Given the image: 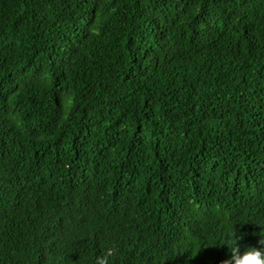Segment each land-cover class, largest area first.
I'll list each match as a JSON object with an SVG mask.
<instances>
[{
    "label": "trees",
    "instance_id": "obj_1",
    "mask_svg": "<svg viewBox=\"0 0 264 264\" xmlns=\"http://www.w3.org/2000/svg\"><path fill=\"white\" fill-rule=\"evenodd\" d=\"M234 237L264 248V0H0V264Z\"/></svg>",
    "mask_w": 264,
    "mask_h": 264
},
{
    "label": "clouds",
    "instance_id": "obj_2",
    "mask_svg": "<svg viewBox=\"0 0 264 264\" xmlns=\"http://www.w3.org/2000/svg\"><path fill=\"white\" fill-rule=\"evenodd\" d=\"M67 103H71V98H68ZM11 120L18 128L23 127L24 120L21 113H13ZM237 239L238 237H234L233 243L228 246L230 259L226 260L224 264H264V248L246 247L241 250L236 244ZM259 243L264 245V238ZM96 264H106V259L104 257H98Z\"/></svg>",
    "mask_w": 264,
    "mask_h": 264
}]
</instances>
